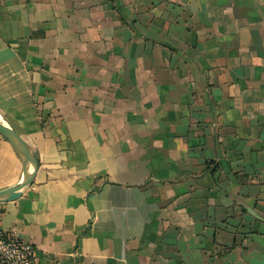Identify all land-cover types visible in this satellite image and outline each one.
Masks as SVG:
<instances>
[{"label": "crops", "instance_id": "0c3cea01", "mask_svg": "<svg viewBox=\"0 0 264 264\" xmlns=\"http://www.w3.org/2000/svg\"><path fill=\"white\" fill-rule=\"evenodd\" d=\"M0 118L34 264H264V0H0Z\"/></svg>", "mask_w": 264, "mask_h": 264}, {"label": "water", "instance_id": "95a60500", "mask_svg": "<svg viewBox=\"0 0 264 264\" xmlns=\"http://www.w3.org/2000/svg\"><path fill=\"white\" fill-rule=\"evenodd\" d=\"M0 135L14 148L23 163L22 179L16 185L0 191V204L18 200L32 185L39 169V160L31 145L6 120L0 118Z\"/></svg>", "mask_w": 264, "mask_h": 264}, {"label": "built area", "instance_id": "2783aa9c", "mask_svg": "<svg viewBox=\"0 0 264 264\" xmlns=\"http://www.w3.org/2000/svg\"><path fill=\"white\" fill-rule=\"evenodd\" d=\"M35 247L21 238L17 232L0 229V263L34 264Z\"/></svg>", "mask_w": 264, "mask_h": 264}]
</instances>
